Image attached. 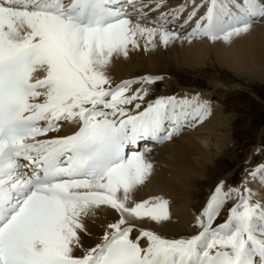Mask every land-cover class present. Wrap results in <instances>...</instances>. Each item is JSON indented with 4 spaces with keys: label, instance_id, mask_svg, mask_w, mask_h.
Listing matches in <instances>:
<instances>
[{
    "label": "snow or ice",
    "instance_id": "obj_1",
    "mask_svg": "<svg viewBox=\"0 0 264 264\" xmlns=\"http://www.w3.org/2000/svg\"><path fill=\"white\" fill-rule=\"evenodd\" d=\"M166 2L0 0V264H264V201L247 186L251 179L264 187V163L241 187L216 185L195 234L167 238L141 226L131 236L136 222L171 220L166 198L133 199L153 170L137 145L163 144L202 123L211 102L201 93L146 99L162 76L113 84L106 67L140 38L146 48L157 38L164 46L231 43L264 21V0H185L148 18ZM181 18L180 29L191 28L183 34L170 27ZM38 69L42 78H34ZM65 123L76 130L59 135ZM234 197L227 218L213 226ZM102 206L119 218L101 243L83 249L85 217Z\"/></svg>",
    "mask_w": 264,
    "mask_h": 264
},
{
    "label": "bare ground",
    "instance_id": "obj_2",
    "mask_svg": "<svg viewBox=\"0 0 264 264\" xmlns=\"http://www.w3.org/2000/svg\"><path fill=\"white\" fill-rule=\"evenodd\" d=\"M184 2L185 0H167L164 7L149 12L148 18L155 19L159 16L160 12H166ZM195 3H201V0H195ZM152 6L151 4L149 5V7ZM191 8L192 4L189 2V7L183 15L186 16L191 11ZM127 10L130 11V8H127ZM204 10L201 9L199 14L202 15ZM145 11H148V9H145ZM133 19H135V15ZM169 19L171 20V18ZM182 23L183 19L181 18L171 24L170 27L177 31H182V34L191 30L187 25L181 30L180 24ZM259 39H264V21H257L247 34L241 35L231 43L223 41L212 42L207 38H197L190 43L187 40H177L171 42L168 46H164L159 43L157 38L154 47L148 45L146 48L145 40L140 38L139 47L132 48L130 46L127 57L114 55L105 72L112 83L117 84L123 80L130 79L129 74L132 75L137 68L144 69V73L150 72L156 74L167 72V69L176 65H201L206 62L205 59L209 56V47L214 49L218 47L225 48L226 52L229 51L227 54H242L247 63L252 65L253 61L257 60V56L253 54L251 59L250 48ZM259 62L264 65V53ZM243 63L241 62L239 65L242 67ZM43 75V70L38 69L34 73V78H42ZM222 86L223 84L219 80H215L214 83L212 82V86L207 88L202 86L185 87L181 91L180 96L201 93L205 99L211 102V115L202 123L196 124L171 141L151 148L150 151H144L146 158L153 165V170L145 184L139 186L133 193V199L139 201L153 196L166 198L169 201L171 220L162 226L156 224L141 225L139 222H136V227L131 234L132 238L138 235L139 227L141 226L151 227L167 238H179L195 234L198 229L195 227L196 217H194L193 211H196L195 207L199 206V198L204 196L205 190L212 185L216 186L221 180L224 181L225 190L232 187L229 184H232L234 181L237 183L235 187H241L242 182L247 178V173L257 165L264 163L263 161L252 165L251 162L253 161L250 157L247 159L246 167L243 170L237 168L228 171H223L216 164L218 157L225 159V161L231 160L234 157L230 153L232 141L230 130L233 128V117L224 114L226 106L223 103H219L215 94L208 91L210 88L215 91V88ZM133 88H136V85H133ZM74 128L69 125L65 130L61 129L58 134L71 132ZM239 172L243 176L236 180V174ZM201 186H204V188L200 191ZM247 186L255 190L254 200L264 201V187L251 179L248 180ZM210 195L209 193L208 196ZM207 200L208 197L205 199L204 206ZM236 202L237 198L234 197L225 204L220 216L217 218L219 221L217 222L216 220L213 226L223 222L227 218L230 207ZM118 218V213L104 206L98 209L95 214L90 213L85 217L87 231L86 233H80L82 248H92L96 244L101 243L105 231L109 230L107 229V225L114 223ZM141 244L144 246L146 241L142 239ZM80 254H82L81 251H78L77 255Z\"/></svg>",
    "mask_w": 264,
    "mask_h": 264
},
{
    "label": "rangeland",
    "instance_id": "obj_3",
    "mask_svg": "<svg viewBox=\"0 0 264 264\" xmlns=\"http://www.w3.org/2000/svg\"><path fill=\"white\" fill-rule=\"evenodd\" d=\"M250 50L251 59L253 54L257 56L256 61L252 60V65L247 63L242 54H227L229 51L226 52L225 48L209 47V56L205 59L206 62L201 65H174L175 67L167 69V72L156 74L144 73V69L135 67L137 69L132 75L129 74V78H139L144 75L163 77L162 80L150 87V94L146 97L148 99H154L161 95L181 97L180 93L185 87L202 86L207 88L212 86V82L219 80L223 86L215 88V91L212 88L208 91L215 94L219 103L226 106L224 114L233 117V128L230 130L232 137L230 153L235 158L225 161L218 157L216 164L223 171L237 168L243 170L250 157L253 161L252 165L260 160H262L260 162L264 161V65L259 62L264 53V39L255 42ZM241 62H244L242 67L239 65ZM135 85L136 88L139 87V84ZM240 173L236 174V180L243 176ZM235 185H237L236 181L229 184L232 187ZM203 188L204 186H201L200 191ZM214 188L215 185L208 187L204 196L199 198V206L195 207L196 211H193L194 217L200 213L205 199L210 197L208 195L213 192Z\"/></svg>",
    "mask_w": 264,
    "mask_h": 264
}]
</instances>
